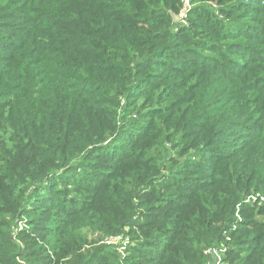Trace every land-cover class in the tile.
Instances as JSON below:
<instances>
[{"label":"trees","instance_id":"obj_1","mask_svg":"<svg viewBox=\"0 0 264 264\" xmlns=\"http://www.w3.org/2000/svg\"><path fill=\"white\" fill-rule=\"evenodd\" d=\"M216 1L0 0V264H264V3Z\"/></svg>","mask_w":264,"mask_h":264},{"label":"rangeland","instance_id":"obj_2","mask_svg":"<svg viewBox=\"0 0 264 264\" xmlns=\"http://www.w3.org/2000/svg\"><path fill=\"white\" fill-rule=\"evenodd\" d=\"M191 0H181L182 2V9L180 10V13L178 15H176L174 17V20H175V23L179 26H185V27H188V12H190L193 7H196L197 5L199 6V9H198V12H197V17L194 19V22H195V25L197 27H200V26H205L206 24H204V16L205 14L203 13V10L206 11V10H209L211 12H214L215 16L219 17V18H222V16L220 15V13L215 10L217 9L216 7V0H213L214 2H211L209 0H200V1H196L195 3L194 2H190ZM209 1V2H208ZM258 2H263L264 3V0H234V2L232 3H228V6L227 7H230V6H233L234 7V10H232L231 8H229L231 12V14H229V18L230 19H234V17L236 18H240L242 21H240V19H235L236 21H234V25H233V28L229 27L227 25V28L232 31L234 29V27L240 23L242 24H246L247 20L251 19L252 20L250 21V23L254 22V18H253V15L255 13H258V9H260L262 6H260L258 4ZM257 5V8L254 9L253 7H255ZM203 5V7H202ZM264 5V4H263ZM264 15V12L262 13ZM208 26V24H207ZM207 26L205 28H203L204 31H200L198 32L199 34H201V36H203V38H205L207 40V44L209 42H211V40H213V37H209L208 34L210 33V30H208ZM239 31V30H238ZM214 36V35H213ZM215 38V36H214ZM213 43L214 42H218L216 41L215 39L212 41ZM221 45L223 47H226V48H229V41H227L226 39H224V41H221L220 42ZM181 48V51L184 48L183 47H180ZM176 49H179V48H176ZM185 51V50H183ZM237 51H235L234 53H236ZM188 58V59H187ZM187 58H184V61H189L191 58H189V56H187ZM237 60H239V57L237 56L236 57ZM187 59V60H186ZM183 61V62H184ZM178 63H181V62H178ZM185 63V62H184ZM186 73V72H184ZM183 76V75H182ZM145 91V88L143 89V91L141 92H138L137 95H135L134 97V104L136 105H140L142 103V94L144 93ZM132 109V108H131ZM132 110H130V112H132ZM146 110H143L142 112H145ZM122 112V109L120 110V113ZM134 113V112H133ZM132 113V114H133ZM141 122V121H140ZM238 132H240V130H235L233 132V135L230 136V139L232 141H234L235 143H238V141L240 139H238ZM122 137H128V134H123ZM112 149H113V154H124L125 152L128 151V147L125 143H120V141H117L113 146H112ZM174 153V151H170L169 154L172 155ZM167 156H165L166 158ZM105 160H102L100 159L99 163L100 164H105ZM208 162V160H207ZM96 168L97 167H85V169L87 170L86 172H84L83 174H79V173H75L73 174V177L69 178L70 182H73L74 180H77L79 183L78 185L79 186H84V185H88V183L91 181L93 183V185H100L98 182H97V179L95 177H88V173H93L94 171H96ZM68 177L70 176L69 173L66 174ZM88 177V178H86ZM90 179V180H89ZM93 193L92 192H87L85 191L84 189L81 190L79 189L78 187L74 188L73 191H72V199L73 200H76L78 202H87L88 200L87 199H90L89 197L92 196ZM236 218H240L239 215H236ZM25 222H21L19 224H17L15 227H14V232L16 231L17 233H19L20 230L22 229H26L27 227L25 226L24 224ZM81 234L83 236L84 239H87V242L88 243H92L93 241L94 242H98L99 241V244H102L101 241H103L104 243H108V244H113L115 245V247H117L115 250L118 252L119 255H123L122 251L124 249V246L128 243L129 241V236L127 235V231L117 237V238H113V239H106L105 236L101 233H98V232H91V230H89V228L87 227H84L82 230H81ZM101 242V243H100ZM122 245L119 249V246ZM233 242L231 240V236H229V234L225 235L224 237V241L220 244V246L218 247L217 250V253L219 255V258L220 259H223L224 260V252L228 249V248H232L233 247ZM211 255H212V252H211ZM225 261V260H224ZM227 262V260H226ZM229 264H231L229 261H228ZM207 264H216L215 262V259L213 258V255H212V258L210 260H208Z\"/></svg>","mask_w":264,"mask_h":264},{"label":"built area","instance_id":"obj_3","mask_svg":"<svg viewBox=\"0 0 264 264\" xmlns=\"http://www.w3.org/2000/svg\"><path fill=\"white\" fill-rule=\"evenodd\" d=\"M255 199H256V198H255ZM255 199L252 198V199H249V200H253V201H254ZM249 200H248V201H249ZM216 249H217V248H210V249H208V250L206 251V254L209 256L210 260H211L212 255H213V258L215 259L216 264H227V263L223 262L222 259L219 258V255H218ZM211 252H212V255H211Z\"/></svg>","mask_w":264,"mask_h":264}]
</instances>
